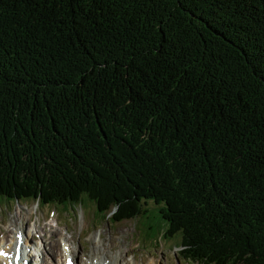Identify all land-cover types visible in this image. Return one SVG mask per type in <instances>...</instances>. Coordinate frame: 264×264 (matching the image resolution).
<instances>
[{
	"label": "trees",
	"instance_id": "trees-1",
	"mask_svg": "<svg viewBox=\"0 0 264 264\" xmlns=\"http://www.w3.org/2000/svg\"><path fill=\"white\" fill-rule=\"evenodd\" d=\"M83 195L264 264V0H0V197Z\"/></svg>",
	"mask_w": 264,
	"mask_h": 264
},
{
	"label": "rangeland",
	"instance_id": "rangeland-1",
	"mask_svg": "<svg viewBox=\"0 0 264 264\" xmlns=\"http://www.w3.org/2000/svg\"><path fill=\"white\" fill-rule=\"evenodd\" d=\"M142 204L145 212L116 222L99 215L86 195L76 205L65 203L44 207L32 199L18 202L0 197V240H10L22 224V229L29 232L32 241L42 249L43 264H47L49 259L44 250L49 244L50 247L56 246L60 254L55 261L62 264L63 237L72 246L78 262L85 263L86 258L105 252L111 260L116 255L117 264H132L133 261L142 264H197L180 256L179 233L164 237L167 223L160 218L162 204L152 200Z\"/></svg>",
	"mask_w": 264,
	"mask_h": 264
},
{
	"label": "bare ground",
	"instance_id": "bare-ground-1",
	"mask_svg": "<svg viewBox=\"0 0 264 264\" xmlns=\"http://www.w3.org/2000/svg\"><path fill=\"white\" fill-rule=\"evenodd\" d=\"M55 225L56 221L53 219ZM22 224H20V227H17L18 230L15 232V236H13L10 240H0V251L3 252L2 255H0V264H9V262L13 261V257L15 255L16 250H19L21 256L19 260V264H22L23 261L25 262H33L31 264H43L45 262V258L43 256V251L40 249L36 242H33L31 239V235L29 232H25L22 229ZM63 249L62 252L64 253V259L68 256H71L73 258L74 264H117L118 259L111 260L109 256L104 252L96 257L93 256L91 258H86V262H78L77 259L74 258L73 255V248L70 245V243L65 240L63 237ZM44 250H46L49 259L47 261V264H56L58 263L55 261L56 256H58L60 253L57 251L56 246L50 247V244L48 247H44ZM34 251L36 253H34ZM92 253L95 255V250L93 249ZM35 255L37 257H35ZM33 256L35 258H33ZM109 259V260H108ZM132 264H142L140 262L133 261Z\"/></svg>",
	"mask_w": 264,
	"mask_h": 264
}]
</instances>
